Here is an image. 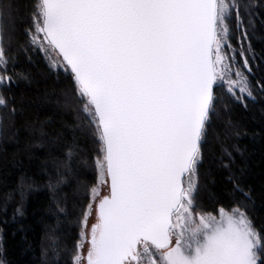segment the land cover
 <instances>
[{
  "label": "snow or ice",
  "instance_id": "1",
  "mask_svg": "<svg viewBox=\"0 0 264 264\" xmlns=\"http://www.w3.org/2000/svg\"><path fill=\"white\" fill-rule=\"evenodd\" d=\"M36 57L59 78L58 125H24L40 264H264L234 116L264 104V0H0V137Z\"/></svg>",
  "mask_w": 264,
  "mask_h": 264
},
{
  "label": "trees",
  "instance_id": "2",
  "mask_svg": "<svg viewBox=\"0 0 264 264\" xmlns=\"http://www.w3.org/2000/svg\"><path fill=\"white\" fill-rule=\"evenodd\" d=\"M45 63V58L36 57L31 66L22 65L32 79L22 83L16 92L17 95L23 93L32 103L24 117L16 118L18 136L15 139L0 137V261L5 264H40L41 259L44 227L41 219L46 216L47 192L33 191L21 198L18 185L22 174L32 175L37 171V162L25 150L28 140L25 121L51 118L53 128L59 122V117L42 99L59 79L47 76ZM234 116L247 132L240 140L243 155H237L236 160L238 168L244 170L247 187L254 193L253 215L260 227L264 223V211L260 210V197L264 192V136L259 133L264 129V104H250L247 111L238 110ZM217 180L222 181V177L217 175ZM21 205L24 215L16 216L15 208Z\"/></svg>",
  "mask_w": 264,
  "mask_h": 264
},
{
  "label": "rangeland",
  "instance_id": "3",
  "mask_svg": "<svg viewBox=\"0 0 264 264\" xmlns=\"http://www.w3.org/2000/svg\"><path fill=\"white\" fill-rule=\"evenodd\" d=\"M46 60V59H45Z\"/></svg>",
  "mask_w": 264,
  "mask_h": 264
}]
</instances>
